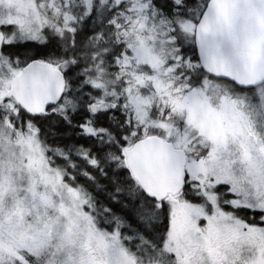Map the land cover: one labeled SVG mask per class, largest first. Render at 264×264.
Returning a JSON list of instances; mask_svg holds the SVG:
<instances>
[{
  "label": "snow or ice",
  "instance_id": "obj_1",
  "mask_svg": "<svg viewBox=\"0 0 264 264\" xmlns=\"http://www.w3.org/2000/svg\"><path fill=\"white\" fill-rule=\"evenodd\" d=\"M0 264H264V0H0Z\"/></svg>",
  "mask_w": 264,
  "mask_h": 264
}]
</instances>
